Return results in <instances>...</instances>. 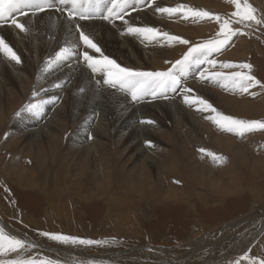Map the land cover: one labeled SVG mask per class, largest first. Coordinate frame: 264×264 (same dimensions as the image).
Instances as JSON below:
<instances>
[{
	"label": "bare ground",
	"instance_id": "6f19581e",
	"mask_svg": "<svg viewBox=\"0 0 264 264\" xmlns=\"http://www.w3.org/2000/svg\"><path fill=\"white\" fill-rule=\"evenodd\" d=\"M195 1L200 4L210 5L208 4L210 0ZM131 2L132 9H127L124 17L129 25L136 27H161L164 29L172 28L175 36L186 33L179 25L174 26L169 23L172 16L155 11L156 7H175L182 4L181 0H155V4L152 7H149L148 3L137 5L135 0H131ZM148 2H151V0H148ZM259 3H262L261 0ZM69 7L70 5H60L57 2L55 7L40 12L35 16H32L31 13L27 17L17 14L18 21L29 28L27 33L20 32L19 29L11 25L10 21H0V38L5 39L13 50L20 51H18V56L21 60V63L16 64L14 61H8L0 56V100H8L10 97L14 101L19 96L23 99L31 85L35 86L39 100H50L52 97H56L51 103L45 104L42 111L38 114L26 112L25 115L22 114L23 120L18 122V124L17 122L14 123L13 130L23 136L26 141H23L24 145L19 146L21 144L18 145L19 142L14 141V144L4 147L5 150L15 149L16 151L14 154L12 153L14 155L12 165L17 164L21 158L24 163L13 173L10 172L12 167L4 170L6 177L12 179L18 186L36 189L41 191L42 195L48 197V224L60 232H71L76 227L71 222V209H69V205L65 204L66 197L68 201L73 199L104 200L106 201L105 206L108 214L106 218L111 219L112 228L115 230L123 229L127 235H130L139 228L136 214L134 212L127 214V211L125 212L123 209L128 207L129 204L133 205L134 198L135 200L137 199V202L153 201L154 199L178 201L190 193L188 189L192 188V184L207 189L210 193L218 196L225 197L236 193L237 189L228 187V185H224L220 180H217L215 172L208 166L200 164L193 152L191 153L188 149L186 137L182 136L181 130L176 132V130H179V123L182 122L181 118L175 119L173 117L175 123L173 125H176L175 132L172 135L165 133L167 138L164 139V141L175 146L172 149H178L181 152V158H173L171 159V164H166L164 161L159 162L156 158L155 150L160 149L157 145L158 142L150 150L145 148L146 145L148 146L154 141L153 137L157 127L154 126L153 122L149 124L142 123V121H151L150 118L156 111L163 115V108L176 113L180 112V110L183 111L184 108L181 105L183 96L179 90L175 92L168 90L164 96L156 98H152L151 95H145L142 99L135 101H152L153 103L133 105L130 103L133 99L127 90L107 87L103 84L100 74H93L86 67L81 53L84 50L94 56H99V53H95L92 49H85L82 42L78 48H74V54L71 57L54 65L47 71H42L45 62L53 57L56 51L66 46V44L78 41L77 24L93 39L104 54L110 53L120 59H125L130 64H140L139 59L144 62L147 61L146 63L157 60L156 64H153V62L151 64H153V69L161 70L166 61L171 59L170 56L173 55L167 51L169 49L165 45L167 41L162 38L159 40H147L143 37L128 35L125 32L126 26L120 20L105 22L96 21V19L88 22L89 19H78L83 22L73 20L69 23L68 18L64 15L67 14ZM179 14L177 13L173 16L181 17ZM200 28L197 27L196 30L202 32ZM189 33L192 34V32ZM28 64L33 65L34 68L30 70L31 68L28 67ZM119 64L121 63L119 62ZM192 72H195L194 66H190L187 71L189 75ZM191 76L192 78H188L189 80L187 79L188 76L181 77V82H185L186 87L203 90L211 94V90L197 86V72ZM186 79L188 80L187 82ZM57 84L61 86L59 88L54 87ZM10 87L17 88L18 92L12 91L13 89ZM222 99L225 109L240 113L239 115H243L244 118L252 117L256 119L254 117L259 118L262 115L261 110H256L246 104H238L239 102L232 101L231 103L229 102L231 99L228 101L227 97L226 99L222 97ZM155 100L159 102H154ZM191 108L195 112L196 107ZM3 112L0 107V118L4 116ZM161 115L160 117H163ZM199 116L189 112L186 114L187 119L194 128V133L203 132L204 138L211 147L228 152L233 156L234 161H238L240 166H243L250 173H253L257 167L258 172L264 171V158L258 162L248 161L239 144L230 139L215 137L210 129L208 130L200 123ZM67 117L71 118V130L74 129L71 137L67 139V143L65 142L66 146L71 149V154H65L62 151L63 137L67 129H69L67 128ZM1 123H3V119L2 121L0 119ZM176 136L178 140L175 139ZM112 137L115 139L114 149L122 148L125 150L120 144L121 139H124V144L130 148V151L128 150L129 153L135 156L133 166L140 165L142 167V172H139L138 178L134 176L135 173L126 172L125 167L119 163V160H121L120 153L117 155L111 154L110 146L112 144L107 147L105 140H109ZM161 137L159 135L160 140H162ZM28 140H33L35 145L29 146L28 151L25 152V148H27L25 144H27ZM40 140L44 141L42 145L39 144ZM248 145L249 148L263 151V147L256 145V143L250 144L249 142ZM18 156H21V158ZM234 161L232 160L230 166L234 164ZM182 162L185 163L181 166ZM28 167L30 169L34 168L31 171L35 172L31 174ZM154 171H158L157 182L152 178ZM184 171H188L189 174L185 175ZM228 171H231V173L227 175L228 179L226 177L225 179L230 182H238L240 178L235 176L236 172L233 170ZM173 175L174 179L186 184H183L180 190L166 187L164 183L163 178L169 177L168 179H170ZM41 177L44 178L43 183ZM113 182L116 185L112 187ZM165 189L166 191H164ZM122 197H127V200L125 201ZM0 200H2L0 206L3 211L0 212V227L4 228L9 234H12V231L17 233L22 227H27L26 218L18 216L16 211L15 214L13 213L12 206L8 201V194L0 192ZM139 206L136 207L138 208ZM133 208L135 209V207ZM252 218L249 217V219ZM12 220L13 224H11ZM242 220L244 219L218 228V234H221V236L227 234V229L230 226L238 225ZM34 224L38 225L36 222ZM82 228L84 229V227ZM26 242L32 244L34 241L26 240ZM34 245L38 246L37 244ZM239 246H237L238 251ZM38 247L47 249L43 246ZM161 251L164 255L166 254V250ZM193 251L191 250L190 252ZM234 251L236 250L228 247L224 258L234 254ZM190 252L185 254L184 258ZM168 263L171 264L169 261ZM214 263L213 260H205L202 264Z\"/></svg>",
	"mask_w": 264,
	"mask_h": 264
},
{
	"label": "rangeland",
	"instance_id": "374dc122",
	"mask_svg": "<svg viewBox=\"0 0 264 264\" xmlns=\"http://www.w3.org/2000/svg\"><path fill=\"white\" fill-rule=\"evenodd\" d=\"M181 1L184 5H188L196 9L203 8V10L225 17L230 16L231 12L235 10L234 7L231 4L227 3L225 0H210L208 2V4L210 5L206 4L207 6L202 3L200 4L195 0ZM248 2L256 9L257 17H264V0H261V4L259 3L260 0H248ZM131 5L132 2L128 7L129 10L132 9ZM105 11V7L101 5L99 12L105 13ZM64 15L67 17V14ZM179 15H181V17L172 16L169 23L174 26L179 25L182 30H185V34L182 33V35L178 36L188 40L190 43L185 45L179 44L177 42H167L165 44L169 48L167 51L169 54L171 52L173 55L170 56L171 59L167 61L165 60L166 64H164L163 69H153V64H156L157 60L152 61L153 64H151L152 62L150 61L146 63L147 61L144 62L143 60L139 59L140 64H130L127 63L125 59H120L119 57L113 56L110 53H107L105 55L110 59L115 60L118 64L120 62L121 64L119 65H121L122 67H127L134 70H167L172 66L173 63H175L176 60L180 59L183 56V54L188 50V47L201 43L202 41L213 37L218 30V25L214 21L207 19L202 21H194L191 17L185 19L182 13H180ZM74 20H78V18ZM95 20L105 21L103 19L101 20V18L99 19V16H96L92 19H89L88 22ZM78 22L83 21L78 20ZM197 27H201L200 29L202 32H198L196 30ZM232 27L239 28L241 30V33L243 34H237L236 36H234L224 50L219 53L213 54L211 58L217 60L218 62L228 61L236 64L250 63L253 66L252 75H254L259 81H261L262 84H264V24L252 25L251 27H244L241 24H233ZM156 29L159 30V32H167L169 35H173L172 28L164 29L158 27ZM189 32H192V34H190ZM242 47L244 48L242 49ZM14 51L17 55L20 52L19 50V52L17 50ZM193 66L195 72H197L198 74L197 86L202 87L206 90H211V94H208L203 90H196L195 88H193V92L189 95L200 96L206 99L218 111L222 112L225 115H230L235 118L245 120H264V89L260 88L259 85L249 89L248 93L243 94L231 90H225L218 84H213L207 80L201 81L199 79L200 71H203L204 69H208L209 71L220 70L218 67L214 69L211 65L208 64ZM28 67L31 68L30 70L34 68L31 64H28ZM232 70L235 69H223V71L225 72ZM195 72H192V74ZM192 74L189 75V73H187L185 77L188 76L187 79L190 77L192 78ZM187 79L186 82L189 80ZM181 83L182 86H185V82ZM10 88L13 89L12 91L18 92L17 88ZM34 92L36 93L35 86L31 85L28 92L26 93V96L23 99H21L22 97L19 96V98L14 100L15 102L12 101L10 97L9 99L7 98L8 100H0L1 110L2 112L4 111V116L0 118L1 121L3 119V123L0 124V160H2L0 161V192H5L8 194V201L12 206L13 213L15 214L16 211L18 216H20L21 218H26L25 221L27 225V227H22L21 229H19L17 233H14L12 231L13 235H10L25 241H34L32 243L33 245L37 244L38 246L47 248L42 249L41 247L35 245V247L31 249L22 251L21 254L24 257L37 260L47 258L50 260L58 261L59 264H169L168 261L171 264H202L203 262H205V260H213L215 262L214 264H216V262H218L217 264H234L235 261L239 260L245 254H247L248 258L244 259L245 261L240 260V264H260V261L264 260V171L258 172L257 167V169H255L253 173H250L243 166L241 167L238 161H234L233 156L228 152H224L211 147L204 138L205 135L203 134V132L194 133V128L187 119L186 114L187 112H189L194 115H200V123L208 130L210 129V131L214 133L213 135L215 137L217 136L219 138L230 139L239 144L241 149H243L248 161L250 162H258L264 158V130L246 133L244 136H237L232 133L221 131L217 129L215 125H213L209 120L205 119V117L210 115V113L199 112L197 110H195V113L191 110V107L184 103H181L184 110H180V112L178 111V113L174 111L171 112L170 110L168 111V109L166 108H163V115L156 111L154 113L157 114L153 113L150 119L154 123V126L157 127L156 133H158H155L153 137L154 141L148 144V146L146 145L145 148L150 150L154 147V144L158 142L157 145L158 147H160V149L155 150V155L157 156L156 158L157 160H159V162L164 161L166 162V164H171V159L173 158H181V152L178 149H172L175 148L172 143L164 141V139L167 138L165 133H169L172 135V133L174 134L175 132L176 125H173L175 124L174 118H181L182 122H180L181 124L179 123V130H176V132L181 130L180 133L183 137H186V144L188 143L187 147L191 151V153L193 152L200 164L208 166L215 172L217 180H220L224 185H228V187L237 189V192L230 196H218L214 193H210L207 189H203L202 187L197 185L195 186V184H192V182H190V184H192V188L188 189L190 193L178 201H161L158 199H154L153 201L147 200L143 202H137V199L135 200L134 198L133 205L129 204V208L126 207L123 209V211H127V214L131 212H134L136 214L139 228L138 230L132 232L130 235H127V233L121 228V230H115L112 228L113 223H111V219L108 217L106 218V216L108 215L106 211L107 208L105 206L106 201L95 199V202L93 199H78L80 201H78L77 199H73L68 201V198L66 197L67 200L65 199L66 201H64L66 205H69V209H71V222L76 227H74L71 232H60L56 231L54 227L48 224V197L42 195V192L37 191L36 189H29L25 186H18L13 182L12 179L6 177L4 173V170L8 169L9 167H12L10 172L13 173L17 169H19L22 164H24L21 156H18L21 159L17 164L12 165V159L14 157L13 154L16 151L15 149L5 150L4 147L14 144V141H18V145L21 144L19 146L24 145L23 141L26 142L20 133H17L13 130V125L16 122L18 124V122L24 119L23 115H25L26 112L21 113L20 116L16 115V113L22 108L23 105L32 100H39L37 93L35 98L33 97ZM252 93H255V95H252ZM164 94H166V92ZM222 97L225 99L227 97L228 101L231 99L229 101L231 103L232 101L236 103L239 102L238 104H246L256 110H261L262 115L259 118L254 117L256 119H253L252 117L244 118L243 115H239L240 113H235L233 112V110L225 109L226 107L222 104L221 101L223 100ZM154 102L159 101L155 100ZM130 103L133 105H142L153 102L131 100ZM171 113L172 115L170 116ZM160 115L163 117H160ZM67 118V128L69 129H67V132L63 137L62 151L65 154H71V149L66 146V143L67 139L70 138L73 134L74 129L71 130L70 128L71 118ZM159 135L162 136V140H160ZM175 139L178 140L177 136ZM41 141L42 140L39 141L40 145L44 143V141L40 143ZM123 141L124 139H121L120 144L125 150H123L122 148L114 149V137L110 138L109 140H105V144L107 145V147L112 144L110 146V151L112 152L111 154L117 155L118 153H120L121 160H119V163H121V165L125 167L126 172L130 171L133 174L135 173L134 176L138 178L140 173L142 172V167L140 165L133 166L135 156H132V154L129 153L130 148L125 145V141ZM249 142L250 144L256 143V145L262 146L263 151L249 148ZM34 145L35 143L33 140H28L27 144H25V146L27 147L25 148V152L28 151L29 146ZM201 148L207 151H211L216 155L223 157V159L219 162H213L210 157H206L199 151V149ZM232 160L234 161V164L230 166ZM184 163L185 162H182L181 166L184 165ZM28 170L31 174L35 172L31 171L34 170V168H29ZM228 170H233L234 172H236L235 176H238L240 178L238 182H230L229 180H227V175L231 173V171ZM157 172L154 171L152 174V178L155 182L158 181ZM137 174L138 176H136ZM184 174L188 175L189 173L188 171H184ZM173 177L174 175L170 179H168L169 177L163 178L166 187H172L176 190H180L181 187H183V184L186 185L185 183L174 179ZM225 177L227 179H225ZM43 179L44 178L41 177L42 183ZM114 185H116L115 182H113L112 187ZM164 191H166V189ZM122 199H125L126 201L127 197H122ZM1 202L2 200H0V204H2ZM71 202L74 203L72 204ZM136 206L139 207L137 208ZM133 207H135V209ZM1 211L2 208L0 206V212ZM249 217L253 218L249 219ZM240 219H244L245 221L242 220V222L239 221L240 224L230 226L227 229V234L225 235L223 234L221 236V234H218V228ZM35 222L39 226L35 225ZM11 224H13V220ZM82 227H84V229ZM42 232L66 236H69L70 234V236L76 237L78 239L106 241V243L92 245L71 243L64 244L53 241L48 237L41 236L40 233ZM240 243L241 245L239 246ZM237 246H239V251L237 250ZM228 247H231L236 251H234V254H230V256L224 258V254L227 253ZM161 250H166V254L164 255ZM191 250L194 251L190 252ZM189 252L190 254L186 256V258H184L185 254ZM15 257V253L0 255V261L14 259ZM181 258L183 259L180 260Z\"/></svg>",
	"mask_w": 264,
	"mask_h": 264
},
{
	"label": "snow or ice",
	"instance_id": "6c2138e0",
	"mask_svg": "<svg viewBox=\"0 0 264 264\" xmlns=\"http://www.w3.org/2000/svg\"><path fill=\"white\" fill-rule=\"evenodd\" d=\"M57 2L60 5H70L67 11L69 23L76 18L88 20L99 16V18L109 22L114 20L122 21L126 26L125 32L128 35L143 37L147 40H159L162 38L169 43L177 42L185 45L190 43L179 36L169 35L167 32H159L156 28L129 25L124 17L131 0H0V21H10L11 25L19 29L20 32L27 33L29 28L24 23L18 21L17 14L27 17L31 13L32 16H35L37 13L55 7ZM135 2L137 5L148 3L149 7L155 4V0H151V2H148V0H135ZM226 2L231 4L235 9L227 17L184 4H179L175 7L155 8L156 12L167 14L168 16L182 13L185 19L189 17L194 21L207 19L214 21L218 25V30L213 37L188 47L183 56L165 71H140L122 67L115 60L106 56L93 39L82 30L79 24L76 26V32L79 33L78 41L66 44V46L56 51L55 55L45 62L42 71H47L54 65L71 57L74 54V48H78L82 42L85 49H92L95 53H99V56L90 55L87 50L81 53L86 67L93 74H100L103 84L107 87L127 90L133 100L142 99L145 95H151L153 98H156L164 96V93L168 90L173 92L179 90L183 96L184 104L189 107H196V110L199 112L210 113L205 119L209 120L221 131L237 136H244L246 133L264 130V120H245L225 115L206 99L200 96L189 95L193 92V89L182 86L181 83V77L186 76L190 66L208 64L212 68L218 67L220 70L209 71L208 69H204L200 71L199 79L201 81L207 80L213 84H218L225 90L241 94L248 93L249 89L257 85L264 89V84L252 75L253 66L250 63L218 62L211 58L213 54L224 50L234 36L243 34L239 28H233V24H241L244 27L264 24V17H257L256 9L248 0H226ZM101 5H104L106 9L105 13L99 12ZM0 56L8 61H14L16 64L21 63L20 57L3 38H0ZM223 69L235 70L225 72ZM60 86L59 84L54 85L57 88ZM252 95H255V93H252ZM35 96L36 93L34 92L33 97L35 98ZM55 99L56 97H52L50 100L29 101L22 106L16 115L20 116L24 112L38 114L42 111L45 104L51 103ZM142 123L151 124L152 121H142ZM199 151L206 157H210L213 162H219L223 159V157L203 148L199 149ZM40 235L64 244L92 245L106 243V241L78 239L72 236L48 232H42ZM33 247L35 245L10 235L4 228L0 227V255L16 254L14 259L0 261V264H59L58 261L47 258L37 260L26 258L21 254L22 251ZM247 258V254H245L235 261L234 264H240V260ZM260 264H264V260L260 261Z\"/></svg>",
	"mask_w": 264,
	"mask_h": 264
}]
</instances>
